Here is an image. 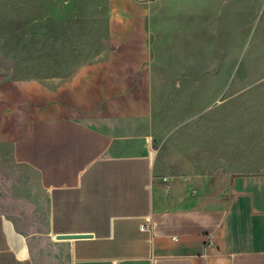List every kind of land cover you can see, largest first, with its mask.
<instances>
[{
	"label": "crops",
	"instance_id": "1",
	"mask_svg": "<svg viewBox=\"0 0 264 264\" xmlns=\"http://www.w3.org/2000/svg\"><path fill=\"white\" fill-rule=\"evenodd\" d=\"M61 1L0 33V264H264V165L204 126L172 139L161 99L194 79L154 57L149 12Z\"/></svg>",
	"mask_w": 264,
	"mask_h": 264
},
{
	"label": "rangeland",
	"instance_id": "2",
	"mask_svg": "<svg viewBox=\"0 0 264 264\" xmlns=\"http://www.w3.org/2000/svg\"><path fill=\"white\" fill-rule=\"evenodd\" d=\"M65 6L61 0H0V33L24 43L32 30L29 15L55 17ZM89 6L111 8L106 0L79 5ZM114 7L147 10L154 57L171 76L194 79L190 91L161 99L159 118L174 128L172 139L204 126L210 148L264 165V0H114ZM28 58L19 46V68Z\"/></svg>",
	"mask_w": 264,
	"mask_h": 264
},
{
	"label": "trees",
	"instance_id": "3",
	"mask_svg": "<svg viewBox=\"0 0 264 264\" xmlns=\"http://www.w3.org/2000/svg\"><path fill=\"white\" fill-rule=\"evenodd\" d=\"M223 177L222 176H212L209 180V186L211 187L210 195H213V193H217L218 188L221 189L223 184L227 186L228 179L224 178V182H222ZM223 183V184H222ZM215 186V190H212V187Z\"/></svg>",
	"mask_w": 264,
	"mask_h": 264
},
{
	"label": "water",
	"instance_id": "4",
	"mask_svg": "<svg viewBox=\"0 0 264 264\" xmlns=\"http://www.w3.org/2000/svg\"><path fill=\"white\" fill-rule=\"evenodd\" d=\"M58 236L60 238H72V237H79V236H87V234H61Z\"/></svg>",
	"mask_w": 264,
	"mask_h": 264
},
{
	"label": "built area",
	"instance_id": "5",
	"mask_svg": "<svg viewBox=\"0 0 264 264\" xmlns=\"http://www.w3.org/2000/svg\"><path fill=\"white\" fill-rule=\"evenodd\" d=\"M142 228L145 229L146 227L143 225Z\"/></svg>",
	"mask_w": 264,
	"mask_h": 264
}]
</instances>
